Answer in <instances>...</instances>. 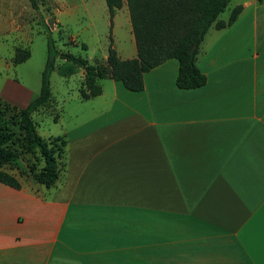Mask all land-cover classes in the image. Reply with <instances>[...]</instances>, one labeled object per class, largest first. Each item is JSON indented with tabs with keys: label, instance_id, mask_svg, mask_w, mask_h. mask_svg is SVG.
I'll list each match as a JSON object with an SVG mask.
<instances>
[{
	"label": "crops",
	"instance_id": "crops-1",
	"mask_svg": "<svg viewBox=\"0 0 264 264\" xmlns=\"http://www.w3.org/2000/svg\"><path fill=\"white\" fill-rule=\"evenodd\" d=\"M237 3L199 46L204 86L178 89L175 59L140 92L100 80L63 131L56 182L10 172L0 264H264V0ZM128 33L120 60L136 57ZM11 86L21 108L37 95Z\"/></svg>",
	"mask_w": 264,
	"mask_h": 264
},
{
	"label": "trees",
	"instance_id": "trees-1",
	"mask_svg": "<svg viewBox=\"0 0 264 264\" xmlns=\"http://www.w3.org/2000/svg\"><path fill=\"white\" fill-rule=\"evenodd\" d=\"M27 1L38 13V1ZM104 1L110 22L115 11L121 9L123 1L125 2L136 57L120 60L111 43L104 62L89 63L81 56L57 51L49 28L42 21L47 55L38 94L23 108L0 101V184L19 189L18 180L9 170L11 167H18L22 157L27 154L33 155L35 161H40L41 169L35 174L31 166L26 177H31L45 187L53 185L59 177L65 141L59 137L43 139L32 119L34 113L52 108L49 76L55 68V58L70 62L81 70L82 82L78 93L82 100L98 96L101 93L99 81L103 79L118 82L127 91L140 92L144 88V74L169 59L178 62L175 86L183 90L197 89L206 83L205 76L196 66V57L204 36L211 27L216 30L229 27L242 11L240 5L233 7L227 20L223 21L219 19V15L227 7L229 0ZM83 49H86L85 45ZM28 58L29 53L17 57L14 65L21 64Z\"/></svg>",
	"mask_w": 264,
	"mask_h": 264
},
{
	"label": "rangeland",
	"instance_id": "rangeland-1",
	"mask_svg": "<svg viewBox=\"0 0 264 264\" xmlns=\"http://www.w3.org/2000/svg\"><path fill=\"white\" fill-rule=\"evenodd\" d=\"M37 1L38 13L27 0H0V101L18 108L21 107L6 100L11 98L22 106L21 101L26 99H20L16 95L11 81L35 94H38L40 89L41 73L47 55L42 21L47 24L57 51L81 56L89 63L99 61L106 55L110 43L113 49L114 42L120 49L126 47L130 39L128 33L130 21L124 1L112 22L104 0ZM238 1L240 0H229L219 19L227 20L231 9ZM83 45L86 47L85 50ZM26 53H29V58L21 64L14 65L15 58ZM54 65L55 68L49 76L52 108L34 113L32 119L43 139L51 136L64 140V129L80 119L81 106L87 105L90 101L79 98L78 90L82 82L80 69L58 57L55 58ZM47 133L50 136L47 137ZM32 156L27 154L22 157L18 167L6 169L25 177L29 168L33 166L37 174L41 164ZM60 161L62 164V158Z\"/></svg>",
	"mask_w": 264,
	"mask_h": 264
}]
</instances>
